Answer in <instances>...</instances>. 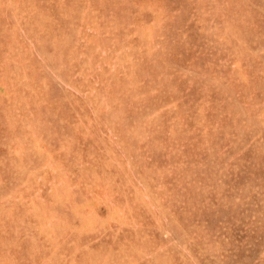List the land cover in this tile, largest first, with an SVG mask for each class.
<instances>
[{"label": "rangeland", "instance_id": "1", "mask_svg": "<svg viewBox=\"0 0 264 264\" xmlns=\"http://www.w3.org/2000/svg\"><path fill=\"white\" fill-rule=\"evenodd\" d=\"M0 264H264V0H0Z\"/></svg>", "mask_w": 264, "mask_h": 264}]
</instances>
